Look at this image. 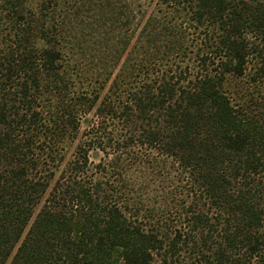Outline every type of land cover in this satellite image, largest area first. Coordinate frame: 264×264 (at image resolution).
I'll list each match as a JSON object with an SVG mask.
<instances>
[{"label":"trees","instance_id":"1","mask_svg":"<svg viewBox=\"0 0 264 264\" xmlns=\"http://www.w3.org/2000/svg\"><path fill=\"white\" fill-rule=\"evenodd\" d=\"M0 264H264V0H0Z\"/></svg>","mask_w":264,"mask_h":264},{"label":"rangeland","instance_id":"2","mask_svg":"<svg viewBox=\"0 0 264 264\" xmlns=\"http://www.w3.org/2000/svg\"><path fill=\"white\" fill-rule=\"evenodd\" d=\"M230 84L228 85V87L230 88V89H234V88H236V86L238 85V83H239V80H235V79H232V78H230V82H229Z\"/></svg>","mask_w":264,"mask_h":264}]
</instances>
